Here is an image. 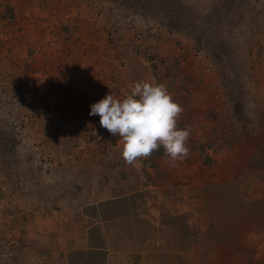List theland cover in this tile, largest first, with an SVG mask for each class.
<instances>
[{
    "label": "crops",
    "instance_id": "crops-1",
    "mask_svg": "<svg viewBox=\"0 0 264 264\" xmlns=\"http://www.w3.org/2000/svg\"><path fill=\"white\" fill-rule=\"evenodd\" d=\"M192 4L228 15L218 36L230 54H218L212 70L194 63L195 50L178 60L168 33L159 41L143 37L158 46L162 60L146 57L136 44L144 31L111 0H0V28L7 38L0 44V128L7 131L10 122L31 115L25 135L14 145L7 139L10 147L0 149V247L12 245L11 264H74L76 257L95 252H104L105 264H134L133 251L111 247L114 233L144 222L150 232L158 220L154 191L188 190L191 178L198 179L196 185L206 180L203 162L189 174L207 139L200 127L188 141L189 156L175 165L157 152L126 163L119 135L101 127L98 115H89L106 95L123 99L134 82L157 83L162 76L184 109L179 127L195 126L197 117L222 136L229 126L235 134L225 140L239 143L229 152L264 142V0ZM114 12L118 16H109ZM40 73L49 76L44 87ZM234 75L241 76L237 88H251L246 106L238 109L236 95L223 88ZM215 83L221 89L213 92ZM235 110L245 111L248 121ZM252 127L261 128L262 136L255 139ZM97 238L105 239L102 248L94 244Z\"/></svg>",
    "mask_w": 264,
    "mask_h": 264
},
{
    "label": "rangeland",
    "instance_id": "rangeland-1",
    "mask_svg": "<svg viewBox=\"0 0 264 264\" xmlns=\"http://www.w3.org/2000/svg\"><path fill=\"white\" fill-rule=\"evenodd\" d=\"M111 2L115 7L123 6L127 21L133 27L141 28L144 31L143 37L159 41L168 33L166 36L176 50L182 48L184 43L188 54L189 50L199 49L205 52L211 60L208 64L213 66V69L219 63L218 54H230V46L225 45L218 36L221 35L222 24L228 17L215 11L221 8L214 6L209 8L207 4L198 7L192 4L193 0H111ZM204 7L205 11L209 12H198ZM95 9L96 15L99 16L97 4L93 7L94 11ZM101 9L105 8L102 6ZM116 14L118 12L109 16L116 17L118 16ZM152 26H160L162 31L146 35V27ZM182 36L187 42L185 40L182 42ZM142 39V45L138 40L136 44L144 55L161 60V53L155 50L158 46L154 49L150 40ZM232 64L234 63H229V66ZM235 65L237 64H234V69ZM240 77L234 75L225 78L223 87L236 95L234 106L237 109L241 105L246 106L245 95L251 92V88L246 84H240V88H237ZM156 81L158 84L166 82L162 76L156 77ZM219 85L216 83L213 85V92L215 89H221ZM167 89H170L169 86ZM215 95L218 96V93ZM235 111L241 115L245 123L248 121L245 111ZM195 118L192 123L196 125L191 126L189 142H192V137H197L195 130L199 127L202 137L207 139L199 149V157L190 164L192 168L189 174H193L198 164L203 162L205 171H208L206 180L196 185L198 179L189 176L191 180L185 185L193 186L188 190L169 188L154 191L152 201H156L157 224L151 222V231L148 232L146 222L142 225L134 223L132 231L114 233L116 236L111 237V247L116 251L126 248L133 251L134 264H264V142L254 141L249 150L229 152L239 145L235 141L232 143V140H225L227 135L232 138L235 134L234 132L230 135L233 132L231 127L227 126L225 129L227 133L217 136L213 133L217 127L212 131L208 125H200L202 122L200 118L198 120ZM15 122L16 120L10 122L7 131L0 128V138H4L0 143V149L8 146L9 141L10 145H14L12 141L18 140L19 137L13 128ZM252 128L255 139L262 136L261 128L258 130L257 127ZM204 129L208 130L207 133L210 131L212 133L208 135ZM214 135L217 138L213 139ZM245 144L249 145V142ZM156 152L164 153V150L161 148ZM103 241L105 240L97 238L94 244L102 248ZM0 250H2L0 264L14 262V257L8 259L5 257L4 249L0 247ZM102 254L104 252H95L82 258L78 256L74 259V264H104L105 255Z\"/></svg>",
    "mask_w": 264,
    "mask_h": 264
},
{
    "label": "clouds",
    "instance_id": "clouds-1",
    "mask_svg": "<svg viewBox=\"0 0 264 264\" xmlns=\"http://www.w3.org/2000/svg\"><path fill=\"white\" fill-rule=\"evenodd\" d=\"M130 93L119 99L114 93L91 105L90 116H99L101 127L119 135L122 157L132 164L164 150L173 165L190 154L191 126L179 127L184 112L163 83L137 81Z\"/></svg>",
    "mask_w": 264,
    "mask_h": 264
},
{
    "label": "built area",
    "instance_id": "built-area-1",
    "mask_svg": "<svg viewBox=\"0 0 264 264\" xmlns=\"http://www.w3.org/2000/svg\"><path fill=\"white\" fill-rule=\"evenodd\" d=\"M161 31H162V28L160 26L159 27H153L152 26L150 28L146 27V33H148V34H150V33L153 34V32L156 33V32H161ZM137 38H138L137 40L139 41V43L142 42V44H143V39H142L143 36L139 35ZM6 39L7 38L3 33V28H0V44L5 42ZM48 45H51V44H48ZM178 54H179L178 60L183 62V61H185V58L188 55V50L185 47H182L179 49ZM209 62H210V59L205 52H203L202 50H199V49L195 50V52H194V63L197 66H204V67H206L207 70H209L212 68V66L208 64ZM37 77L40 78L41 87L46 86V83L48 82L47 80H48L49 76H47L46 73H40V74H38ZM30 119H31L30 114H24L20 118V120H16V122L13 124L14 131L17 133L18 137H22L23 134L25 135L27 128L31 123ZM8 244H9V246L6 248L5 257L8 259H11L12 257H14V252H13L14 249L10 243H8Z\"/></svg>",
    "mask_w": 264,
    "mask_h": 264
},
{
    "label": "trees",
    "instance_id": "trees-1",
    "mask_svg": "<svg viewBox=\"0 0 264 264\" xmlns=\"http://www.w3.org/2000/svg\"><path fill=\"white\" fill-rule=\"evenodd\" d=\"M149 52V51H148ZM103 240H105V239H103ZM102 255H105V254H102ZM105 264V263H104Z\"/></svg>",
    "mask_w": 264,
    "mask_h": 264
}]
</instances>
